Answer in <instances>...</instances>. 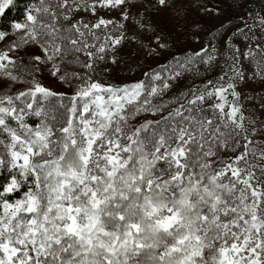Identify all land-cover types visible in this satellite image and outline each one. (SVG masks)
Here are the masks:
<instances>
[{
	"label": "snow or ice",
	"instance_id": "6c2138e0",
	"mask_svg": "<svg viewBox=\"0 0 264 264\" xmlns=\"http://www.w3.org/2000/svg\"><path fill=\"white\" fill-rule=\"evenodd\" d=\"M0 264H264V0H30L0 30Z\"/></svg>",
	"mask_w": 264,
	"mask_h": 264
},
{
	"label": "trees",
	"instance_id": "16d2710c",
	"mask_svg": "<svg viewBox=\"0 0 264 264\" xmlns=\"http://www.w3.org/2000/svg\"><path fill=\"white\" fill-rule=\"evenodd\" d=\"M28 6H30V0H16L15 6L12 7L10 11H7L4 16L0 17V30L11 31V27L13 24L22 22ZM126 54L131 55L132 51H128ZM151 63L155 65L156 62L151 61ZM139 71L140 70L137 69L135 65H133V73L135 74V72L137 73ZM125 76L126 74L124 73L123 77ZM45 83L49 84L47 81H45ZM53 89L58 91L62 90L60 86L54 87Z\"/></svg>",
	"mask_w": 264,
	"mask_h": 264
},
{
	"label": "rangeland",
	"instance_id": "374dc122",
	"mask_svg": "<svg viewBox=\"0 0 264 264\" xmlns=\"http://www.w3.org/2000/svg\"><path fill=\"white\" fill-rule=\"evenodd\" d=\"M223 6V5H222ZM195 16V10L194 9H192L191 10V14H190V17H189V20H190V22H191V19L193 18ZM166 20V24H162L161 26H163V27H165V30L166 31H168V32H170L171 34H173V35H175V29L171 26L172 25V20H171V17H156V20L157 21H161V20ZM128 51H133L132 50V48H126V49H124L123 50V52H124V55H125V57H127V56H129V55H127L126 53L128 52ZM151 63V62H150ZM153 64V63H152ZM123 72H121V73H119V75L118 76H116V75H114L113 76V78L114 79H125V78H127V76H125V77H123ZM135 76H136V78H138L139 77V72H135ZM123 77V78H122ZM49 84V86L50 87H58L59 85L56 83V81H54V80H46Z\"/></svg>",
	"mask_w": 264,
	"mask_h": 264
}]
</instances>
